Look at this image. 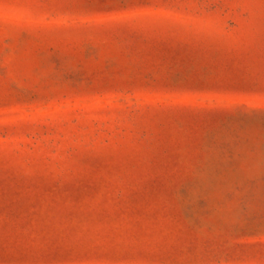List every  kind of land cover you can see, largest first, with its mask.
I'll return each instance as SVG.
<instances>
[{
  "label": "rangeland",
  "instance_id": "obj_1",
  "mask_svg": "<svg viewBox=\"0 0 264 264\" xmlns=\"http://www.w3.org/2000/svg\"><path fill=\"white\" fill-rule=\"evenodd\" d=\"M0 264H264V0H0Z\"/></svg>",
  "mask_w": 264,
  "mask_h": 264
}]
</instances>
